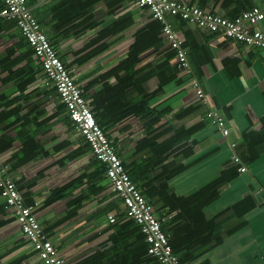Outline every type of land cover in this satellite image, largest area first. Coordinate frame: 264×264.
I'll list each match as a JSON object with an SVG mask.
<instances>
[{
    "label": "crops",
    "instance_id": "0c3cea01",
    "mask_svg": "<svg viewBox=\"0 0 264 264\" xmlns=\"http://www.w3.org/2000/svg\"><path fill=\"white\" fill-rule=\"evenodd\" d=\"M25 1L180 262L264 264V51L168 17L186 73L161 24L130 0ZM176 1L232 19L263 0ZM21 42L0 17V159L24 204L67 264H159L105 176L87 177L94 156ZM38 261L0 196V264Z\"/></svg>",
    "mask_w": 264,
    "mask_h": 264
},
{
    "label": "built area",
    "instance_id": "2783aa9c",
    "mask_svg": "<svg viewBox=\"0 0 264 264\" xmlns=\"http://www.w3.org/2000/svg\"><path fill=\"white\" fill-rule=\"evenodd\" d=\"M130 1L136 7L149 11L152 18L161 24V33L177 59L179 71L190 73V65L187 51L183 47V40L174 32L168 17H178L204 32L220 33L247 47L264 51V32L255 28L257 23L264 19V0L232 19L176 0ZM2 4L0 17L3 20L15 21L21 36L32 48L45 81L54 88L70 121L88 145L91 154L106 165L104 176L113 192L122 201L123 219L131 220L139 227L147 244V254L156 259L159 264H182L178 255L173 253L168 235L162 230L160 220L154 215L152 207L141 191L132 183L111 141L96 123L92 109L83 97L81 89L74 82L56 49L42 32L38 21L26 5V1L2 0ZM192 85L197 100L208 103L198 83L193 81ZM205 118L215 125L223 136L228 135L225 123L217 111L209 109ZM231 147H235V143ZM232 161L236 164L241 162L237 156H233ZM240 171L244 172L246 168L240 167ZM0 196L5 204L13 209L20 230L39 258V261L33 264H67L42 230L33 209L24 204L21 192L15 182L8 177L6 166L3 165L1 159ZM115 220L113 216L108 217L110 223H114Z\"/></svg>",
    "mask_w": 264,
    "mask_h": 264
},
{
    "label": "trees",
    "instance_id": "16d2710c",
    "mask_svg": "<svg viewBox=\"0 0 264 264\" xmlns=\"http://www.w3.org/2000/svg\"><path fill=\"white\" fill-rule=\"evenodd\" d=\"M2 4H1V7L0 8H2ZM4 21H11L12 23H15V21H13V20H4ZM15 25V24H14ZM41 28V27H40ZM48 38V37H47ZM49 39V38H48ZM49 41H50V39H49ZM50 43H51V41H50ZM51 45H52V43H51ZM53 46V45H52ZM20 47H22V49L23 48H25V50H26V52H27V54L28 55H32V56H34V54H33V50H32V48L30 47V45L27 43V41L22 37V42H21V44H20ZM38 62V61H37ZM64 63V62H63ZM40 66V65H39ZM30 77V76H29ZM31 78V77H30ZM27 80H29V78L27 79ZM62 104V103H61ZM63 105V104H62ZM92 112H93V110H92ZM93 114H94V112H93ZM94 117H95V120H96V123L102 128V126H101V124H100V122H99V120H98V118H97V114H94ZM67 120L69 121V123L70 124H72V122L70 121V119H69V117H68V115H67ZM73 125V124H72ZM73 127L75 128V126L73 125ZM76 129V128H75ZM105 132V131H104ZM109 139V138H108ZM87 145V144H86ZM88 146V145H87ZM119 156V155H118ZM94 158V159H93ZM92 159L93 160H91V166H92V171L90 172V174L89 175H87V177H89L90 179H92V178H94V180H97V179H102V177L104 176V174H105V171H106V165L104 164V163H102V162H100L99 160H97L95 157H92ZM125 168V167H124ZM129 175H130V179H132V177H131V174L130 173H128ZM144 195V197L146 198V194H143ZM147 199V198H146ZM129 222H130V224L131 225H134L135 226V228L137 227V229L139 230V227L133 222V221H131V220H128ZM163 229V228H162ZM139 232V234L141 235V238H142V240L144 239V237H143V235L140 233V231H138ZM147 245V244H146ZM171 246V245H170ZM173 253H175V252H173ZM156 260V259H155Z\"/></svg>",
    "mask_w": 264,
    "mask_h": 264
}]
</instances>
